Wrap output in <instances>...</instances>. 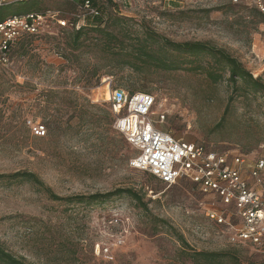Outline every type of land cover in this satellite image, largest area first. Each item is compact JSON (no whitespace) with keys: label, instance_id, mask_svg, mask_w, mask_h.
I'll list each match as a JSON object with an SVG mask.
<instances>
[{"label":"rangeland","instance_id":"rangeland-1","mask_svg":"<svg viewBox=\"0 0 264 264\" xmlns=\"http://www.w3.org/2000/svg\"><path fill=\"white\" fill-rule=\"evenodd\" d=\"M107 2L99 5L109 20L121 18L133 31L146 26L177 43H211L264 79V23L256 27L250 11L192 0ZM42 6L72 10L62 0H42ZM31 7L6 13L26 14ZM70 34L51 26L18 42L11 66L0 65V175L35 173L62 198L133 189L144 195L147 209L127 196L91 205L53 201L31 183L0 180L1 242L28 264H191L180 235L192 250H235L244 264H264L257 248L232 245L227 227L207 217L208 200L197 186L186 180L166 186L131 167L138 152L115 129L108 103L111 90L150 93L155 120L164 114L160 127L176 138L264 159V98L229 103L227 79L214 85L203 73L134 71L129 59L94 47L93 33L78 50ZM38 124L45 137L31 130Z\"/></svg>","mask_w":264,"mask_h":264},{"label":"built area","instance_id":"built-area-1","mask_svg":"<svg viewBox=\"0 0 264 264\" xmlns=\"http://www.w3.org/2000/svg\"><path fill=\"white\" fill-rule=\"evenodd\" d=\"M109 1L117 6L139 0ZM14 2L0 0V7ZM192 3L237 6L264 14V0H192ZM88 18H103L102 11L92 0H84L76 13L50 9L6 18L0 22V65L11 66L14 46L26 37L43 36L51 26L78 30L86 26ZM108 103L116 120L115 129L138 152L131 160L133 169L150 173L166 186L176 185L181 180L197 186L208 200L207 217L218 226L227 227L229 242L238 247L257 248L264 254L263 158L250 159L237 150H209L203 144L176 138L160 127L165 122L164 114L155 120L157 101L150 93L111 90ZM31 130L37 137L46 136L45 126L31 125Z\"/></svg>","mask_w":264,"mask_h":264},{"label":"trees","instance_id":"trees-1","mask_svg":"<svg viewBox=\"0 0 264 264\" xmlns=\"http://www.w3.org/2000/svg\"><path fill=\"white\" fill-rule=\"evenodd\" d=\"M83 1L78 0L77 3L63 2L72 8L71 13H76L78 12V5ZM92 1L102 11L103 18H96L99 21L97 24H86V26L78 30L75 28L71 29L72 47L75 49H80L81 40L83 38L89 40V36L93 33L95 38H91V41L94 47L102 48L105 55L129 59L126 65L134 71L153 68L162 72L185 71L203 73L214 85L227 79L232 86V95L229 98V103H232L236 98L252 95L264 98V79L262 77L256 78L239 58L226 49L207 42H173L146 26H141V29L133 31L126 21L121 18H111L109 20L99 5L100 0ZM103 1L104 3L106 2V0ZM107 1V3H111L109 0ZM28 3H31L32 7L27 13L47 11V9L43 8L41 0L22 1L0 7V22L10 17L6 13V9L10 7L21 8ZM248 11H250L254 20L252 22L256 27L264 23L263 13L255 9ZM109 21H111L110 25L108 24ZM30 38L34 37H26L24 40ZM228 108L229 106L226 109V113ZM0 180L31 183L39 190L46 192L53 201H68L69 203L76 202L91 205L94 203L104 204L112 198L127 196L139 206L147 209V205L144 203V195L133 189H117L108 194L62 198L56 195L38 175L32 172L26 171L11 175H0ZM174 232L176 234V231ZM176 236L181 243L184 256L190 259L191 264H244L240 253L235 250L228 252H198L190 248L184 237ZM0 264L28 263L26 259L10 252L0 240Z\"/></svg>","mask_w":264,"mask_h":264},{"label":"crops","instance_id":"crops-1","mask_svg":"<svg viewBox=\"0 0 264 264\" xmlns=\"http://www.w3.org/2000/svg\"><path fill=\"white\" fill-rule=\"evenodd\" d=\"M14 1H16V2L12 3V5H13V4H16V3H18V2L29 1V0H22V1H21V0H14ZM41 1H42V0H41ZM62 1H63V0H62ZM10 5H11V4H10Z\"/></svg>","mask_w":264,"mask_h":264},{"label":"bare ground","instance_id":"bare-ground-1","mask_svg":"<svg viewBox=\"0 0 264 264\" xmlns=\"http://www.w3.org/2000/svg\"><path fill=\"white\" fill-rule=\"evenodd\" d=\"M111 98V97H110ZM110 100V99H109Z\"/></svg>","mask_w":264,"mask_h":264}]
</instances>
